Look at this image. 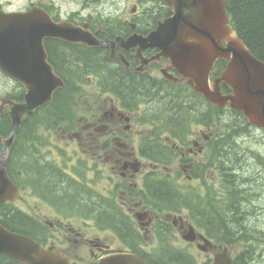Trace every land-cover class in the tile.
I'll use <instances>...</instances> for the list:
<instances>
[{"label": "flooded vegetation", "instance_id": "flooded-vegetation-1", "mask_svg": "<svg viewBox=\"0 0 264 264\" xmlns=\"http://www.w3.org/2000/svg\"><path fill=\"white\" fill-rule=\"evenodd\" d=\"M58 1L60 2V0H0V21L6 19L7 16L25 14L35 7L40 8L47 11L53 21L59 22L63 18L74 25L88 29L102 42L121 39V41L116 42L114 47L116 54L124 56L128 61V65L122 64L126 70L148 75L147 77L151 80H155L156 76L159 77L165 71L179 77L178 71L172 68L170 60L157 59L158 50L147 49L140 53L141 47L139 45L130 47L123 43L133 36L148 37L157 29L160 21L173 16V10L166 6L163 0H72L78 8L73 10L67 17L62 16ZM0 25L6 26V24L1 23ZM49 43L53 51L57 47H69L72 50L78 46V44L67 43L59 39H51ZM114 47L105 46L96 49H101L99 51L104 52L108 59ZM113 60L117 61L116 59ZM217 78L216 73L212 72V81L215 82ZM178 82L183 85L186 83H183L184 80L181 79ZM25 93L26 89L23 85L14 82L0 72V102H22L25 99ZM108 105H110L108 112L96 116L94 121L88 120L86 126L81 127L78 133L69 137L71 141L86 140L80 144V146L86 144L87 150L84 155L88 156L85 159L86 167L82 170L83 177L75 173L72 175L63 169L57 153L42 158L40 165L44 166L43 174L48 175L47 172H52L59 177V180L62 178V171L69 174L71 176V180H69L74 185L78 184L80 186V189H75L77 193L85 194L88 197H94L93 194H96L95 198L100 201L102 209L106 211L105 213H118L121 222L129 227V230H123L122 227H119L118 230L116 223L109 222L111 219L104 221V224L105 222L110 223L111 228L98 226L95 219H93L94 212L91 207L86 211V214H90L88 220L92 223L86 221L83 224L87 228L96 226L92 230L97 234L105 232L107 235L105 239L92 237L90 236L91 232H84L86 229L82 228L83 226L79 224L78 220L63 219L58 208L53 204H49L53 197L57 200L61 196L52 193L49 189L41 190L39 185L30 183L32 168L29 166L27 158V167L23 173L24 192L29 197L35 196V188L39 197H42L40 198L42 207H37L34 210L36 214H30L33 209L29 205L26 206L29 212H25L24 215L36 223L35 228L29 234L34 236L45 248L63 254L70 264L93 263L103 257L119 252L140 253L150 260L152 254L150 247L152 242L157 240L158 229L162 231L163 228L168 229L169 226L176 227L183 238L191 237V239H194L190 242V246L196 247L205 253L214 252L217 248L206 239V225L204 223H202V226L199 225L203 231L202 234L190 222L191 208L193 207L187 205L188 201L185 203L187 206H185V215L182 220H175L171 214L160 215L150 205L144 204L141 195H149V188L157 185V183H162L172 196L189 198L191 191L187 187L181 189L176 184L178 179L174 176L177 169L180 168L183 174L182 178H185L189 184L191 182L205 183V175L212 176V183L217 184V190L213 188L214 194L217 191L220 194L222 188L224 191L228 190L230 186L226 178L234 177V180H241L247 185V188L243 189L245 192L248 190L251 192L257 191L258 194L260 193L264 197V164H259L260 159L258 158V155L264 156V147H262V151L259 149L254 151L250 147L251 144L244 148V140L239 143L241 152L236 153L234 149L233 153L238 155L236 161L245 169L237 173L236 171L240 170L239 167L236 165L229 166L222 159L223 149L220 131L214 130L210 132V136L205 135L199 127L203 129L207 127L202 122L198 123L196 127H193L197 130H192V135L187 138L185 143L181 142L179 137L182 129L171 121L169 126L167 125L169 136L166 137L167 144L165 145L169 149L168 157L164 164H158L152 158L143 155L141 144L135 151V147L129 141L124 140L128 137L126 134L135 130V127L147 125L141 120L136 121V116L145 114L147 111H143L142 106L137 107V110L132 109L131 106L123 108L118 102L107 97L105 106L108 107ZM202 107L204 108V106ZM8 108L9 105L3 106L0 103V110L3 115L6 114ZM146 108L150 110L149 105ZM226 111V109L224 111L216 109L214 113L219 118H221L223 112L228 116L232 114ZM194 112L200 118L203 110L198 107L195 108ZM96 113H99V111ZM132 120L137 126L130 124ZM125 122L128 124H124ZM176 127H178V131H175ZM245 131L249 136L248 138L254 137L257 140L260 139V135L264 136V133L253 130V128H248ZM84 133L85 137H82L81 135ZM255 133L257 134L255 135ZM153 134V143L147 146L149 151L156 149L158 140L161 139V137L158 138V133L154 132ZM91 140L93 141L91 142ZM0 141H2L1 138ZM212 151L214 153L213 158L209 156ZM175 165L177 167L174 168ZM159 170L166 171L164 176H158ZM98 175L102 179L94 181V178ZM88 179L90 181H87ZM69 180L67 178L65 181L69 183ZM214 187L216 186L214 185ZM244 198L248 200L247 197ZM110 199H114L112 204H110ZM47 207L53 210V214L50 215L45 211ZM239 209L244 208L239 207ZM244 213L248 216L251 212L244 209ZM191 228L197 231L194 233L190 231ZM67 233L70 236L67 237ZM66 242H73L76 245L75 248L70 249ZM86 247L91 248L89 254L87 257L80 256L79 250Z\"/></svg>", "mask_w": 264, "mask_h": 264}, {"label": "trees", "instance_id": "trees-1", "mask_svg": "<svg viewBox=\"0 0 264 264\" xmlns=\"http://www.w3.org/2000/svg\"><path fill=\"white\" fill-rule=\"evenodd\" d=\"M227 11L231 18V24L239 38L244 41L258 59L264 62V0H228ZM49 51L50 63L55 68L56 73L65 80V87L55 93L53 100L48 105L37 110L33 117L24 121L16 137L9 156V174L19 185L21 184V178L18 171L25 170L27 167L25 161L27 158L25 155L26 148L31 152H36L38 146L46 142L40 135L42 129L57 130L62 128L80 112L82 100L86 101L91 97H95V95H92L83 99L86 94L85 89L89 86L87 78L94 79L96 93L99 97L110 96L123 108L131 106L133 109L143 103H149L150 112L153 116H145L142 121L152 126H158V124L162 126L159 129L158 138L168 131L167 125L169 126L171 121L182 129L191 114L196 116L184 97V88L175 87L166 81L151 80L142 74L127 72L117 62L107 59L106 54L98 49L77 46L72 50L69 47H57L53 51L49 44ZM2 122V124L0 123V135L7 137L13 131V126L11 122H5L4 119ZM224 124L226 127L225 137L222 140L224 143L235 140L242 142L244 140L245 137L238 134L241 124L231 122L229 119H226ZM175 131H178V127L175 128ZM150 142H152L151 139L143 140V155L159 162L160 157L165 156L167 149L165 147L158 148L157 146V149L149 151L147 146L151 144ZM230 147L232 146H222L223 150L224 148L228 149L225 155L222 154V159L229 166L236 165L239 167L240 170L236 172L240 173L244 171L245 167L240 166L241 164L236 161L238 156L233 153ZM40 164L29 162V166L32 168L30 178L36 185L40 186L41 190L49 189L52 193L59 194L61 200L68 205L92 206L91 209L103 221L111 219L109 221L116 223L118 230L119 227H122L123 230H129V227L121 222L118 213H105L106 211L102 209V205L97 198L77 193L75 191L77 186L69 179V183H67L65 181L67 178L63 175L59 180V177L52 172H47L48 175L43 174L44 166ZM226 181L230 186L227 190L231 198L230 207L224 205V209L221 210L222 215H219L217 222L214 215L215 220L211 215L210 219L205 218L207 213L203 212H201V215L196 214L195 218L198 221L200 220L201 223L209 224L208 231L214 234H211L213 238H215V232L220 231L223 237L215 239L229 244L237 236L238 239L249 237L247 230L244 232L247 229L249 217L244 213V209L241 210L239 207L243 202L248 207H252V204L241 194L244 192L243 189L247 188L243 181L234 180V177L226 178ZM149 190L150 194L145 195L144 200L157 212L177 214L183 210L185 202L183 197H174L169 194L164 184L157 183ZM249 192L251 191L248 190L247 193ZM202 215H205L204 219L201 218ZM0 223L11 231L26 235H31L29 233L36 226L33 220L20 211L3 206H0ZM158 241V250L150 255L151 258L149 259L152 260H148L150 264H196L190 254L173 247L174 236L169 228L164 229L158 235ZM248 261L244 256L238 257L235 264H246ZM0 264L18 263L2 256L0 257Z\"/></svg>", "mask_w": 264, "mask_h": 264}, {"label": "water", "instance_id": "water-1", "mask_svg": "<svg viewBox=\"0 0 264 264\" xmlns=\"http://www.w3.org/2000/svg\"><path fill=\"white\" fill-rule=\"evenodd\" d=\"M174 11L173 17L160 23L149 37H132L141 50L158 48L184 77L195 82L196 92L212 104L223 107L228 102L234 110L243 111L250 123L264 130V62L257 59L229 25L227 0H164ZM0 28V70L28 88L26 100L12 104L7 116L14 130L6 141L4 152L11 147L25 116L46 105L64 83L48 62L43 41L60 38L87 46H104L89 33L63 22L55 24L38 9L28 14L3 19ZM223 41L227 42L225 47ZM114 44H111L113 46ZM160 56V55H159ZM218 59L229 61L215 89L209 85V73ZM225 82L233 95L223 97L219 84ZM19 191L0 167V204L15 201ZM6 255L22 264H69L58 253L44 250L31 238L7 231L0 226V256ZM93 264H147L135 254H115ZM214 264H232L227 253L215 258Z\"/></svg>", "mask_w": 264, "mask_h": 264}, {"label": "rangeland", "instance_id": "rangeland-1", "mask_svg": "<svg viewBox=\"0 0 264 264\" xmlns=\"http://www.w3.org/2000/svg\"><path fill=\"white\" fill-rule=\"evenodd\" d=\"M58 3H60V5H62L63 12H65V13L62 12V14L65 16H68L71 13V11L78 8V6H75L73 4L72 0H60V2H58ZM85 92H86V94L84 95L83 99H85L87 96L91 97L93 94L95 95V98L91 97L86 101L82 100L81 101V107L82 108L80 109V112L77 113L76 116L72 117L66 126H64L62 129L57 130V131H54V130L42 131L41 135L43 138L46 139V141H47V143H49V145L46 146L45 148H42V150L40 151L41 155H50L52 153V150H53V152H57L61 155V157L59 156L60 158H62V159L68 158L69 159L71 156H74L75 158L81 157L80 154H84L86 152V150H87L86 144H83L82 146H80V144L82 142L86 141L85 139H81L80 141L76 140V142L72 143L70 141L69 137L73 136L75 133H78L79 129L81 127L85 126L88 120L94 121L96 117H93V116H95L96 114L100 115L104 112H108L110 105H108V107L105 106V101L107 98L106 97H101V98L98 97L96 94V91L93 87H90V86L86 87ZM102 110H103V112H102ZM98 111H99V113H96ZM143 117H144V115L140 116L141 119ZM230 118L236 119V118H238V116H236V117L230 116ZM124 124H128V123L125 122ZM130 124L132 126H137V125H135L133 120L130 122ZM222 128H223V126L219 125L218 123H215V125H213L212 128H210V129H207V128L203 129V128L199 127V129L203 130V133L205 135H208V136L211 135L210 132H213L214 130H216L218 132V131H221ZM193 130L196 131L197 129L193 128ZM149 134H150V130L148 127L137 126V127H135V130L126 134L128 137L125 138L124 140L129 141V143L135 147V151H137L138 146L141 143V137H147ZM81 136L85 137V133L82 134ZM92 141L93 140H91V142ZM239 143H241V142H238L237 140H235L232 143L231 142H227V143L223 142L222 145H225V146L231 145L232 147H230V148L232 151L235 149L236 153H238V152L240 153L241 148H240ZM249 144H252V146H250V147L254 151H256L257 149H259L260 151L263 150L262 147L259 148V146L261 144L258 140H256L254 137L248 138V136H246L244 138V145H245L244 148H247L249 146ZM64 149H67V151H65ZM227 151H228V149L224 148L223 154L225 155L227 153ZM76 152H78V154ZM263 153H264V150H263ZM259 164H264V158H261L259 160ZM175 167H177V166L175 165L174 168ZM165 173H166V171L159 170L158 176L159 177L164 176ZM182 176H183L182 171L180 168H178L176 173H175V176H174L175 178L178 179V180L176 179L177 180L176 184L179 185L181 187V189H184L185 187H187L191 191V195L189 196V200L192 203L194 210L197 208H200V207H201L200 208L201 211L205 208H208V210H206L207 215L205 218L208 217L210 219L211 216L213 217V215H214L217 218V220H215L214 217H213V219L217 222L218 217H220L222 215L221 210L224 209V205H226V207H227L231 203V200H230L231 198L229 197V194L228 193L226 194L224 192L223 188L220 190V194H218L219 191H217L214 194L213 188L217 190V184L212 183V180H211L212 176H210V175H207V174L205 175V177H204L206 179L205 183L204 182L203 183L202 182H198V183L197 182H191L190 184H189V182L187 183L185 178L183 179ZM88 181H90V180H88ZM214 185L216 187H214ZM98 189H100V188L98 187ZM241 194L243 195V197L246 196L247 199L249 200V202H251V204H252V207L249 206L250 208L244 202L241 204V207H243L244 209H248L251 212L247 216V217H249L248 222H247L248 225H247V229H245V231H244V232H246V230H247V235L249 237L238 239V236H237L234 239V241L232 242V244L231 243L228 244L226 242H223L225 244V246L220 242L214 243V245L217 247V249H215L214 252L205 253V252H202L201 250L197 249L196 247L190 246V244H188L185 240L182 239L179 231L175 229V230H173V233L175 235L174 241H173V247H175L176 249L179 248V249L183 250L185 253L190 254L195 259L196 264H212L214 256L216 254L223 252L224 249H227V251L230 253V255H233L235 258L244 256V258H246V260L248 261L249 257H252L248 261V263H246V264H264V197L260 193L254 195L253 192L247 193L244 191ZM25 200L24 201L21 200V201L17 202L15 204L16 207L21 209V210L25 209V206L28 204H30V206L33 209H37L38 206L42 207V205L40 204V200L38 198H31V197L25 196ZM84 209H86V207H84L82 210H84ZM45 211L50 215L53 214V210H51L50 208H46ZM184 215H185V211H183V213L177 215L176 219H178V216L183 217ZM191 216L192 215L190 214V217ZM190 222L196 226L199 233L203 234L202 229H200V227L197 226V224H196L197 222L193 217L191 218ZM81 225L83 226L82 227L83 229H86V230H84V232H91L90 236H92V237H99L101 239H105L107 237L105 232H99L97 234L94 230H92V229H95L96 226L94 228H91V227L87 228L84 226V224L81 223ZM68 236H70V235H68V233H67V237ZM71 240H74V239H71ZM66 244L70 249H74L76 246L73 242H66ZM156 247L158 250L157 240L152 242V245L150 248L155 249ZM90 250H91L90 247L82 248L79 250V255L83 256V257H87ZM85 264H88V263H85Z\"/></svg>", "mask_w": 264, "mask_h": 264}, {"label": "bare ground", "instance_id": "bare-ground-1", "mask_svg": "<svg viewBox=\"0 0 264 264\" xmlns=\"http://www.w3.org/2000/svg\"><path fill=\"white\" fill-rule=\"evenodd\" d=\"M101 32V31H100ZM130 63V62H129ZM106 82V81H105ZM111 90V89H110ZM155 93V92H154ZM175 97V96H174ZM171 100V99H170ZM52 116V115H51ZM1 129V128H0ZM154 135V134H153ZM232 143V142H231ZM235 143V142H234ZM231 146V145H230ZM17 148V147H16ZM240 149V148H239ZM163 151V150H162ZM226 153V152H225ZM239 153V152H238ZM13 156V155H12ZM261 182V181H260ZM150 183V182H149ZM157 187V186H156ZM76 189V188H75ZM89 199V198H88ZM92 207V206H91ZM110 222V221H109ZM217 231V230H216ZM259 256V255H258ZM155 263V262H154Z\"/></svg>", "mask_w": 264, "mask_h": 264}]
</instances>
